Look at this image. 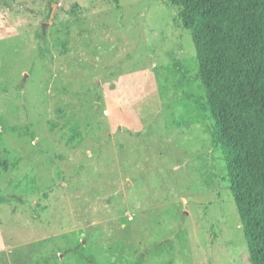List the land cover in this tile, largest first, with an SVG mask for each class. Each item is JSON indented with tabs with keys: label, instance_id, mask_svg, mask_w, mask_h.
<instances>
[{
	"label": "rangeland",
	"instance_id": "1",
	"mask_svg": "<svg viewBox=\"0 0 264 264\" xmlns=\"http://www.w3.org/2000/svg\"><path fill=\"white\" fill-rule=\"evenodd\" d=\"M209 107L179 0H0V264H252Z\"/></svg>",
	"mask_w": 264,
	"mask_h": 264
},
{
	"label": "trees",
	"instance_id": "2",
	"mask_svg": "<svg viewBox=\"0 0 264 264\" xmlns=\"http://www.w3.org/2000/svg\"><path fill=\"white\" fill-rule=\"evenodd\" d=\"M179 4L191 29L213 117L209 130L223 151L250 260L264 264V0ZM49 258L14 264H49Z\"/></svg>",
	"mask_w": 264,
	"mask_h": 264
},
{
	"label": "water",
	"instance_id": "3",
	"mask_svg": "<svg viewBox=\"0 0 264 264\" xmlns=\"http://www.w3.org/2000/svg\"><path fill=\"white\" fill-rule=\"evenodd\" d=\"M43 27H44V30H45V27H46L45 24L43 25Z\"/></svg>",
	"mask_w": 264,
	"mask_h": 264
}]
</instances>
